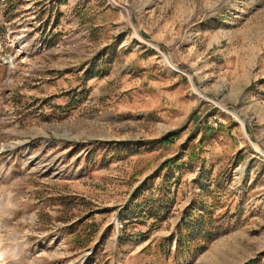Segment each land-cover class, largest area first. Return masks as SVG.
I'll return each instance as SVG.
<instances>
[{"label":"rangeland","instance_id":"obj_1","mask_svg":"<svg viewBox=\"0 0 264 264\" xmlns=\"http://www.w3.org/2000/svg\"><path fill=\"white\" fill-rule=\"evenodd\" d=\"M0 264H264V0H0Z\"/></svg>","mask_w":264,"mask_h":264},{"label":"trees","instance_id":"obj_2","mask_svg":"<svg viewBox=\"0 0 264 264\" xmlns=\"http://www.w3.org/2000/svg\"><path fill=\"white\" fill-rule=\"evenodd\" d=\"M177 132H173L172 134H169L167 136H164L160 138L159 141H161L163 144H169L170 142H173L175 140V137L177 134H174ZM180 158H170L166 160L163 164L164 167L171 168L172 163H177ZM172 169V168H171ZM174 175H169L168 178L173 179ZM149 180L150 178L146 179L142 185H140L137 190L136 194L133 197V200L138 199L140 194H143L145 192H151L150 185H149ZM160 188V187H159ZM158 190V189H157ZM170 188L167 189V194L169 195L170 193ZM169 191V192H168ZM166 193V191H165ZM150 197L148 196L146 200L143 202H137L134 207L136 209H139L141 215H146L150 218H154L159 221H163L167 218V213L171 211V204H167L169 202V198L166 199L164 196H161L159 198L161 201V204L158 205L156 203H152V206H149L150 202ZM154 202L156 201V198H154ZM197 202L198 200L195 199ZM197 203L191 204L187 207L186 212L187 214L183 217V219L180 221L178 224V242H177V247L180 250L181 247H184L186 244H189L191 242L197 241V240H202L203 246L207 245L211 239H213L218 232H220V226H216V223L220 219V217L215 216V211L211 209V207L207 204H202L200 206ZM195 207H198L197 209ZM234 219L231 218V220Z\"/></svg>","mask_w":264,"mask_h":264}]
</instances>
